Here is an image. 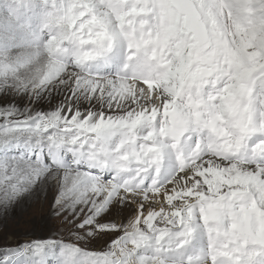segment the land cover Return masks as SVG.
<instances>
[{
    "label": "snow or ice",
    "instance_id": "1",
    "mask_svg": "<svg viewBox=\"0 0 264 264\" xmlns=\"http://www.w3.org/2000/svg\"><path fill=\"white\" fill-rule=\"evenodd\" d=\"M33 8L25 59L0 36V241L49 210L0 264H264V0Z\"/></svg>",
    "mask_w": 264,
    "mask_h": 264
},
{
    "label": "rangeland",
    "instance_id": "2",
    "mask_svg": "<svg viewBox=\"0 0 264 264\" xmlns=\"http://www.w3.org/2000/svg\"><path fill=\"white\" fill-rule=\"evenodd\" d=\"M33 4L34 0H0L1 23H4L7 26L5 32L3 31L6 26H2V28H0V32L2 34L1 36H4L5 38L15 37L16 41L20 45L27 46L29 40H25L24 44L20 43L19 38H17L18 36H16V32H20L22 30L26 35H28V33H30L28 28L29 23L35 25L34 23H36L38 13L34 10ZM7 30H11V32L14 33ZM29 107L33 109H46L47 103L32 104L29 105ZM38 203H43L42 197L36 198L32 205L28 204L25 206L23 201L20 206L10 211V216L6 223L8 225L9 232H15L18 235L15 237L9 235L5 243L0 241V253H2L4 248L15 247L17 243L25 239V233L31 231V226L37 224L40 218L47 214L49 210L48 203L46 205L43 204L44 206H38ZM60 231L62 232L63 229L61 228ZM0 233H2V229H0ZM53 234L55 235V233ZM36 235L41 234L36 233Z\"/></svg>",
    "mask_w": 264,
    "mask_h": 264
},
{
    "label": "bare ground",
    "instance_id": "3",
    "mask_svg": "<svg viewBox=\"0 0 264 264\" xmlns=\"http://www.w3.org/2000/svg\"><path fill=\"white\" fill-rule=\"evenodd\" d=\"M1 21H2V18H0V28H2V26H6L4 23H1ZM4 21V20H3ZM35 24V23H34ZM6 29H7V26L6 27H4V31L3 32H5L6 31ZM13 30H14V28H13ZM7 31H9V32H11V30H7ZM11 33H14V32H11ZM8 34V33H7ZM25 33L21 30L20 32H16V36H18L17 38H19V40H20V43H23L24 44V41L25 40H31V34L30 33H28V35H24ZM2 34H1V32H0V36H1ZM23 40V41H22ZM31 51V48L30 47H28V46H22V45H20V48H19V50L17 51V52H13V53H11V55H12V58L13 59H20V60H23V59H25L27 56H28V54H29V52ZM5 54H7V53H5L2 49H0V55H5ZM42 195L43 194H38V195H36V196H33L32 198H30V199H26V200H24V205L26 206V205H28V204H33V201L36 199V198H40V197H42ZM43 204H47V201L46 200H43V203L42 204H40V203H38V206H44ZM198 240H199V237L197 238Z\"/></svg>",
    "mask_w": 264,
    "mask_h": 264
},
{
    "label": "clouds",
    "instance_id": "4",
    "mask_svg": "<svg viewBox=\"0 0 264 264\" xmlns=\"http://www.w3.org/2000/svg\"><path fill=\"white\" fill-rule=\"evenodd\" d=\"M44 63H46V58H45L44 60H42V61L40 62L39 65H37V66H35V67H33V68L24 69V70H22V71L34 72V71L36 70V68H38V67H42ZM243 102L246 103L247 101L245 100V101H243Z\"/></svg>",
    "mask_w": 264,
    "mask_h": 264
}]
</instances>
